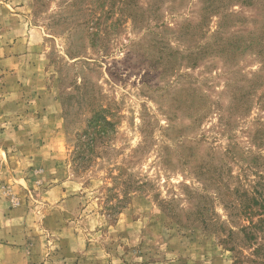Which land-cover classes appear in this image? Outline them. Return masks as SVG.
<instances>
[{"label":"rangeland","instance_id":"1","mask_svg":"<svg viewBox=\"0 0 264 264\" xmlns=\"http://www.w3.org/2000/svg\"><path fill=\"white\" fill-rule=\"evenodd\" d=\"M0 264H264V0H0Z\"/></svg>","mask_w":264,"mask_h":264},{"label":"trees","instance_id":"2","mask_svg":"<svg viewBox=\"0 0 264 264\" xmlns=\"http://www.w3.org/2000/svg\"><path fill=\"white\" fill-rule=\"evenodd\" d=\"M113 123L110 122L107 118V115L104 110H97L92 113V116L86 121V127L83 132L77 135V150H75L76 162L81 167L88 166L90 161L92 160L93 156L91 155L94 153L97 144L99 142H103L107 138V128L113 127ZM124 176L123 173H120L113 177L112 179L115 181L114 184H118L119 182L123 185V199H119L116 196H110L108 201L112 200L114 197L116 204L111 206L112 213L109 215H113L114 212L117 213L118 210L124 208L126 204V199L129 197V182L127 180L122 181L121 177ZM111 190H115V188H111ZM115 209V210H114Z\"/></svg>","mask_w":264,"mask_h":264}]
</instances>
